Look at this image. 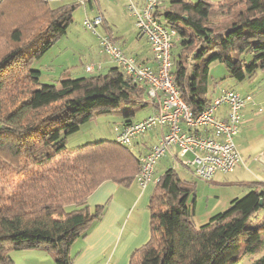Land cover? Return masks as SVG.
<instances>
[{
  "label": "trees",
  "instance_id": "1",
  "mask_svg": "<svg viewBox=\"0 0 264 264\" xmlns=\"http://www.w3.org/2000/svg\"><path fill=\"white\" fill-rule=\"evenodd\" d=\"M78 5L0 1V173H6L0 178V264H15L10 249H43L55 264H71V243L103 211L89 210L88 195L105 180L127 185L139 171L141 155L115 139L71 150L66 141L94 112L145 101L147 84L115 63L106 72L42 83L31 65L66 32ZM157 8L155 18L176 30L173 81L193 114L211 102L212 63L223 64L237 81L264 70V0H170L163 12ZM15 11L24 18L17 20ZM194 188L174 167L162 172L149 203V240L129 264H236L243 254L254 256L250 264H264V222L246 226L264 207V190H249L196 225L188 204Z\"/></svg>",
  "mask_w": 264,
  "mask_h": 264
},
{
  "label": "crops",
  "instance_id": "2",
  "mask_svg": "<svg viewBox=\"0 0 264 264\" xmlns=\"http://www.w3.org/2000/svg\"><path fill=\"white\" fill-rule=\"evenodd\" d=\"M130 1L139 7L145 2V0H87L83 6V13L84 16L89 17L101 15L103 22L99 26H102L104 32L100 33L113 36L123 51L134 57L138 63L155 67L153 52L146 38L139 34L133 17L127 15L128 20L125 19L122 24L116 21V18H119L118 14L120 17L126 16V7ZM169 1L160 0L157 9L163 12ZM94 39L97 53L95 51L96 55L85 63L84 71L86 72L87 65H94V70L106 72L116 65L107 54L100 50L97 38L94 37ZM90 45H84L85 51L92 49L93 46ZM104 69L107 70L104 71ZM218 69L217 64L212 63L209 67V74H217ZM223 77L226 84L215 79L212 87L207 80L209 90L210 88L212 90L210 98L215 96L221 88H230L242 96L251 95L252 97V100L247 101L241 111L242 121L234 137L241 157L240 163L231 172L217 171L210 180H202L195 177L192 168L183 162L190 158V155H179L177 148H171L161 158L167 159L168 167H174L181 179L194 183V191L190 194L193 198L189 200V196L188 204L193 211V220L196 225L207 222L213 214L225 210L232 199L243 196L249 190H264L262 184L264 183V158L254 159L259 151L264 154V70L255 73L253 83L247 81L246 85L242 87L240 85V91L233 87L237 84L235 79L227 78L229 77L227 74ZM243 81L244 79L241 82ZM132 105L130 109H123V117L116 124L138 121L159 111L161 100L146 97L142 103ZM217 115L219 118H225L226 108L221 107ZM256 122H261L260 126L256 127ZM164 132L165 128H155L138 136L133 142V145L136 144L139 148L138 154L142 155L147 152ZM249 133H251V138L243 143V137ZM261 139L263 141H259ZM159 161L155 167L154 181L143 189L135 179L127 185L105 180L88 195L86 204L89 210L93 211L101 206L103 211L99 218L91 222L86 233L71 243L69 249L72 257L71 264H105L107 262L129 264L133 252L145 244L150 237L149 203L156 182L162 174L158 175ZM251 175L254 181H251ZM199 190L204 192L201 196H198ZM8 255L15 264H55L54 255L43 249H13L8 252Z\"/></svg>",
  "mask_w": 264,
  "mask_h": 264
},
{
  "label": "built area",
  "instance_id": "3",
  "mask_svg": "<svg viewBox=\"0 0 264 264\" xmlns=\"http://www.w3.org/2000/svg\"><path fill=\"white\" fill-rule=\"evenodd\" d=\"M85 6L87 0H75ZM160 0H145L142 6L133 2L127 4L128 15L133 17L136 28L145 36L153 52L155 67L138 63L110 39L100 33L97 27L102 23L101 15L84 16L82 25L96 35L100 49L107 54L134 82L147 84L148 96L160 98L161 108L145 118L128 124L113 127L114 139L118 143L132 146L134 140L155 128H165L160 139L141 155L139 171L135 177L143 189L154 181L155 167L171 148H177L181 156L190 155L183 160L192 168L195 177L210 180L214 173L231 172L240 163L241 157L234 137L241 123V111L251 95L242 96L230 88H221L212 97L210 104L197 114L180 96L172 75L171 49L176 30L165 26L154 16ZM94 65H87L92 72ZM221 107L226 108L225 118L217 115ZM261 153L255 159H263ZM105 264H113L107 262Z\"/></svg>",
  "mask_w": 264,
  "mask_h": 264
},
{
  "label": "rangeland",
  "instance_id": "4",
  "mask_svg": "<svg viewBox=\"0 0 264 264\" xmlns=\"http://www.w3.org/2000/svg\"><path fill=\"white\" fill-rule=\"evenodd\" d=\"M68 1L69 0H49V4L52 7H54L56 5H59L60 3H65ZM210 1L216 2L217 0H210ZM126 13L127 14L126 16L124 15V17H120V14H118L119 18H116L117 19L116 21L122 24L125 22V19L128 20L129 15L127 10ZM12 15L16 16L17 20H19L18 18H24L20 15L19 11H15V13ZM83 18H84L83 6L78 5L77 8L72 13V20L69 22L66 32L63 33L57 39V41L51 46L50 49H48L40 58L34 60L33 63L31 64L33 68L39 69L41 71L40 81L42 83L57 84L59 80L62 78L79 77L83 75L99 73L98 69H95L92 72L84 71L85 63L89 62L90 59L96 55L95 54L96 45L94 43L95 40L94 37H96V35L93 34L90 30L83 27L82 25ZM97 30L99 32H104L102 26H98ZM90 44L93 46L92 49L85 51L86 48L84 47V45H90ZM216 64L219 68L217 74L215 73L209 74L208 83L210 84L211 87L213 86L214 84L213 81L215 79H218L219 82L226 84V82H224L223 75L227 74V76H229L228 70L223 64L221 63H216ZM106 70L107 69H104V71ZM227 78L232 79V77L230 76ZM254 78H255V74L245 78L243 82L235 80L237 84L236 86L233 87L236 90L240 91V85L241 87L242 85H246V83H248L247 81H251V83H253ZM211 94H212V90L210 88L209 96ZM132 107H133L132 104L130 105L121 104L119 107L115 108L110 113L103 114V113L94 112L89 120L81 124L78 131L68 136L66 141V148L71 150L83 144L91 143L102 139L114 140L115 134L113 131V127L115 125H119L116 123L121 121L123 117V109L125 108L130 109ZM260 124L261 122H256L255 125L256 127H258L260 126ZM248 138H251V133L245 134V136L243 137V143H245V140H249ZM259 141H263V139ZM245 146L247 147V145ZM131 151L134 154H138L139 148L136 146V144L131 146ZM261 153L263 152L259 151L256 154V156H254V159L257 156H260ZM166 167H168L167 159L166 160L160 159L158 163V175H160ZM5 174L6 173L1 172L0 178L3 179L2 177ZM13 180H16L15 176ZM251 181H254L252 175H251ZM1 184L3 183L1 182ZM203 193L204 192L199 190L198 196L199 195L201 196V194ZM192 198L193 196H190L189 200H192ZM72 208L73 205L69 206L67 209H72ZM262 222H264V207H262L254 216H252L246 222V226L255 228ZM261 236L264 239V231L261 233ZM11 250L13 249H10L9 252ZM253 258H254L253 255L243 254L240 257V260L236 264H250Z\"/></svg>",
  "mask_w": 264,
  "mask_h": 264
},
{
  "label": "water",
  "instance_id": "5",
  "mask_svg": "<svg viewBox=\"0 0 264 264\" xmlns=\"http://www.w3.org/2000/svg\"><path fill=\"white\" fill-rule=\"evenodd\" d=\"M263 201L262 200H260V203H262Z\"/></svg>",
  "mask_w": 264,
  "mask_h": 264
}]
</instances>
